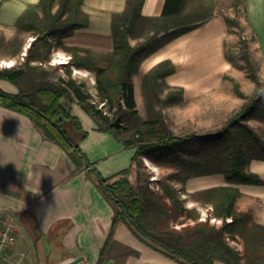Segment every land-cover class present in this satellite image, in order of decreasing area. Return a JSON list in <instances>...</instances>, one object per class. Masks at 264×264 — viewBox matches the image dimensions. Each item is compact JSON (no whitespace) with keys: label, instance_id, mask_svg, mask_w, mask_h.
Segmentation results:
<instances>
[{"label":"trees","instance_id":"obj_1","mask_svg":"<svg viewBox=\"0 0 264 264\" xmlns=\"http://www.w3.org/2000/svg\"><path fill=\"white\" fill-rule=\"evenodd\" d=\"M143 1L125 0L123 9L111 14V51L62 43L75 29L89 25L88 14L81 8L83 0H38L28 5L16 19L13 35L0 36L1 57L16 60L0 67V79L18 89L10 93L0 88V105L27 115L44 139L67 153L76 172L85 171L112 206L111 227L96 264L104 263L120 221L181 264H213L214 260L264 264V223L255 221L250 210L237 208L242 196L239 185L263 183L249 169L252 159L264 160L263 134L250 123H264V83L248 50L249 39L242 38L239 62L226 40L224 55L246 71L255 91L247 95L237 89L242 104L213 131L175 133L172 129L164 109L183 100V89L165 81L175 71L170 60L158 62L140 77L144 115L137 108L132 81L143 59L217 14L223 16L227 33L233 27L243 30L248 26L245 0H231L230 16L222 13L218 0H164L159 15L146 16L141 13ZM28 37L32 40L24 49ZM54 47L70 55L67 63L48 64ZM72 67L93 74L95 94L85 81L73 77ZM63 98L75 101L94 119L98 130L134 149L128 167L110 176L90 168L92 163L79 146L87 131L62 106ZM143 158L165 172L151 180ZM212 174H222L227 184L181 196L189 178ZM188 196L211 206L210 216L221 219V224L199 220L195 208L185 206ZM227 237L238 238L242 249L232 247Z\"/></svg>","mask_w":264,"mask_h":264},{"label":"crops","instance_id":"obj_2","mask_svg":"<svg viewBox=\"0 0 264 264\" xmlns=\"http://www.w3.org/2000/svg\"><path fill=\"white\" fill-rule=\"evenodd\" d=\"M37 1L0 0V28H14L18 16ZM124 4L125 0H83L81 8L88 14L89 25L75 29L62 43L111 51V14L121 11ZM163 4L164 0H144L141 13L157 16ZM245 8L253 34L250 48L260 55L256 60L264 62V0H245ZM226 36L225 20L217 14L143 59L136 76L140 78L158 62L170 60L175 71L165 81L183 89L179 103L204 107L197 102L206 103L211 95L220 92L230 69L224 55ZM0 88L10 93L18 91L5 79H0ZM135 101L138 104L136 97ZM61 104L87 131L79 146L92 163L90 168L110 176L130 165L133 148L124 147L110 133L98 130L94 119L75 101L63 98ZM251 125L264 137V123L251 120ZM75 169L67 153L44 139L27 115L0 105V210L18 217L16 249L24 252L25 264H96L111 227L113 209L85 171ZM249 169L263 183L239 185L242 196L237 208L250 210L255 221L264 223V160L252 159ZM226 184L222 174L195 176L186 181L184 194ZM20 225L31 237L26 244L19 238ZM103 264L181 263L149 245L120 221L113 230ZM213 264L225 263L214 260Z\"/></svg>","mask_w":264,"mask_h":264},{"label":"rangeland","instance_id":"obj_3","mask_svg":"<svg viewBox=\"0 0 264 264\" xmlns=\"http://www.w3.org/2000/svg\"><path fill=\"white\" fill-rule=\"evenodd\" d=\"M231 0H218V7L222 11V13L226 15H233V11L230 8ZM14 33V28H0V36H4L6 39L10 38ZM248 38V50L251 54L253 59L256 72L259 76L260 81L264 83V62L259 59L260 55L257 53H253L250 48V41L253 38L252 30L250 29L249 25H245L243 30H238L236 27L231 28L230 32L227 33L226 42L229 49V52L236 57V60L239 62V56L241 54V48L243 45L242 38ZM32 37H28L26 40V44L24 49L29 45ZM59 48L54 47L51 52V58L48 62L51 66H57L64 63H67L70 59V55L67 54L65 51V55L58 52ZM61 50V49H59ZM63 51V50H61ZM15 59H7L5 57H1L0 55V67L2 66H10L15 64ZM230 64V69L227 75L224 76V81L222 83V88L220 92H216L211 95V98L206 102H197L198 105L204 107L196 108L195 104L191 106H182L179 102L172 103L165 107L164 112L167 116V120L170 123L172 129L175 133H185V132H205V131H213L217 127H220L224 120L230 116L243 102V98L238 96L237 89L241 90L243 93L247 95H252L255 91V84L248 76L246 71L238 65ZM61 73L62 70L59 69ZM72 75L78 81H85L88 89L91 93L95 94L94 89V76L87 70L78 69L72 67ZM133 81V89L134 94L137 100V108L141 114L144 115V100L141 93L140 87V78L136 75L132 76ZM251 123V121H250ZM70 131V127L67 128ZM143 162L145 164V171L150 174V179L155 180L160 177V175L165 172L164 169L160 168L159 166L153 164L147 158H143ZM134 180L135 173L131 172L129 174ZM183 194V193H182ZM185 197V194L181 195ZM190 199V200H188ZM185 206L187 208H195L198 212L199 220L208 219L211 224H215L219 226L221 224V220L218 218L210 216L211 206L201 204L197 201L192 200L189 196L187 197V201L185 202ZM230 219H228L229 221ZM189 223H193L192 220L188 221ZM177 227L179 225H176ZM21 230V231H20ZM19 230V238L20 241L26 244L27 241H31V237L27 235V233L22 229L20 225ZM237 238V237H235ZM229 244L238 249H242V244L237 239L232 240L227 237ZM30 243V242H29Z\"/></svg>","mask_w":264,"mask_h":264},{"label":"built area","instance_id":"obj_4","mask_svg":"<svg viewBox=\"0 0 264 264\" xmlns=\"http://www.w3.org/2000/svg\"><path fill=\"white\" fill-rule=\"evenodd\" d=\"M18 223L15 214L0 210V264H25L24 252L16 249Z\"/></svg>","mask_w":264,"mask_h":264},{"label":"clouds","instance_id":"obj_5","mask_svg":"<svg viewBox=\"0 0 264 264\" xmlns=\"http://www.w3.org/2000/svg\"><path fill=\"white\" fill-rule=\"evenodd\" d=\"M5 6H8L7 4Z\"/></svg>","mask_w":264,"mask_h":264}]
</instances>
